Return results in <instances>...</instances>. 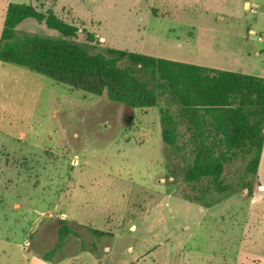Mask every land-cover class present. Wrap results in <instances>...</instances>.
Segmentation results:
<instances>
[{
	"label": "rangeland",
	"instance_id": "obj_1",
	"mask_svg": "<svg viewBox=\"0 0 264 264\" xmlns=\"http://www.w3.org/2000/svg\"><path fill=\"white\" fill-rule=\"evenodd\" d=\"M10 2L52 8L93 53L264 76V0H0V36ZM28 34L62 37L31 18L17 28ZM166 106L177 109L168 95L133 108L0 61V264H264V149L256 177L241 155L225 168L231 191L190 201L193 155L163 142Z\"/></svg>",
	"mask_w": 264,
	"mask_h": 264
},
{
	"label": "trees",
	"instance_id": "obj_2",
	"mask_svg": "<svg viewBox=\"0 0 264 264\" xmlns=\"http://www.w3.org/2000/svg\"><path fill=\"white\" fill-rule=\"evenodd\" d=\"M29 18L58 30L62 37L18 38V26ZM79 30L52 8L44 11L32 3L10 2L0 36V61L28 67L90 94L106 92L110 100L133 108L154 107L168 95L177 109L161 108V135L175 153L189 148L193 155L184 172L192 189L185 194L190 201L205 203L215 193L231 191L225 168L241 155L248 158L245 174L257 176L264 149V76L112 47L107 53H93L71 39ZM87 37L94 39L92 33ZM125 58L129 64L123 65ZM184 124L190 132L185 141L180 128ZM248 188L252 193L251 185ZM91 230L97 237L107 234ZM70 232L71 227L63 224L59 240ZM55 251H48L45 258L50 260Z\"/></svg>",
	"mask_w": 264,
	"mask_h": 264
},
{
	"label": "crops",
	"instance_id": "obj_3",
	"mask_svg": "<svg viewBox=\"0 0 264 264\" xmlns=\"http://www.w3.org/2000/svg\"><path fill=\"white\" fill-rule=\"evenodd\" d=\"M165 58V57H164ZM167 59H171V60H175V61H180V62H186V63H192L193 61L189 60V59H185V58H179L177 56H174V57H171V58H167ZM194 64V63H192ZM206 66V65H205ZM210 67V66H209ZM215 68V67H214ZM226 70H229V69H226ZM162 133V132H161ZM15 208L18 210V209H21L22 208V204L19 203V202H15L14 204ZM35 260V259H34ZM37 260H42L43 262H45L46 260L45 259H41V258H38L37 257ZM42 261H38V262H42Z\"/></svg>",
	"mask_w": 264,
	"mask_h": 264
}]
</instances>
